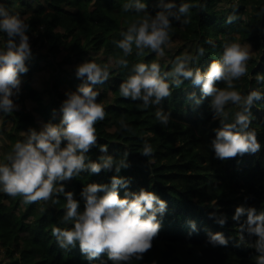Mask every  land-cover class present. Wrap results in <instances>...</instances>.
<instances>
[{
	"label": "trees",
	"instance_id": "obj_1",
	"mask_svg": "<svg viewBox=\"0 0 264 264\" xmlns=\"http://www.w3.org/2000/svg\"><path fill=\"white\" fill-rule=\"evenodd\" d=\"M222 1L173 0L177 5L189 3L198 7L190 9L188 24L172 20L170 38L176 35L194 44V54L200 58L194 69L201 72L206 71L213 60L220 59L224 43L237 38L250 42L259 59H249L247 74L242 77V83H234V90L241 95L258 90L264 96V82L256 80L258 74L264 75V0H237L227 9L218 7ZM127 2L33 0L29 3L28 0H0V4L7 6L9 14L20 16L31 12L23 19L30 25L27 33L30 44L48 49V53H39L36 58L32 55L25 62L28 71L21 74L25 75L23 91L10 98L20 102L31 99L36 103L34 110L44 124H59L61 104L66 99L59 87L67 83L70 89L75 90L78 79L69 78L67 74L56 77L53 88L57 91V98L47 103L31 84L32 73L38 68L37 59L43 54L50 58L62 47H66L67 51L61 64L85 60L91 51L102 50L106 55L100 62L90 60L99 65H106L107 57L111 56L113 64L109 65V80L99 84L101 90H95L99 92L96 102L103 106L107 115L103 121L96 123V145L85 155L89 161L97 163L101 156H111L117 163L126 159L129 166L121 168L119 173L115 169L101 170L98 174L85 170L63 183L65 192L73 193L74 199L79 202L78 210L82 212L84 201L80 193L87 184H110L113 176H119L130 180L128 191H152L166 202L163 216L158 217L161 228L152 248L143 260H133L131 264H202L205 260L218 264H255L257 253L252 245L256 237L245 232L244 240L239 239L238 226L246 220V216L242 215L238 221L232 217L238 206L264 211V98L252 106L249 125V130L256 133L260 151L220 160L215 158L210 147L215 137L214 129L220 127V123L213 118L209 107L211 97L201 98L199 87L194 89L195 98L189 100L186 93L183 94L189 81L184 80L180 88H172V95L165 98L160 106L148 109L140 108L139 101L121 97L119 84L131 74L133 65L158 63L162 73L169 71L165 63L157 61L156 53L145 49L143 55H137L134 45L132 54L125 57L128 66H115V61L123 56V52L114 41L122 39L121 33L126 32L129 24L137 18L135 13L122 10ZM141 2L146 4L150 15L154 16L161 10L159 0ZM231 15L236 20L226 22ZM200 48L205 50L203 56L198 54ZM216 86L226 87L223 81H217ZM108 89L109 94L106 95ZM197 99L200 100L198 104ZM230 105L228 109L225 106L227 122H233L235 112L239 110L237 106ZM158 107L171 115L167 126L161 125L155 118ZM4 115V121L10 119L12 122L7 135L14 140L17 139L15 131L36 129L31 111L21 108ZM121 119L130 126V132L120 129ZM25 139L24 135L19 137V141ZM145 142L153 148L151 157L140 154ZM65 144L66 141H62L61 147ZM101 145H107L106 152L100 151ZM56 187L59 188L58 184ZM117 191L123 198L125 189L118 188ZM52 199L58 203L53 204L49 200L47 204L39 201L25 204L21 197L13 198L0 192V240L9 247L22 237L20 264H101V261L111 264L106 255L86 260L78 242L67 251L57 246L51 234L52 228H70L71 225L61 223L66 204L64 194L54 193ZM17 208L20 213L15 212ZM212 212L226 216V223L220 226L214 218H210ZM189 221L195 222L196 231L191 230ZM21 232L25 233L21 235ZM208 232L222 233L228 239V245L211 246L207 242Z\"/></svg>",
	"mask_w": 264,
	"mask_h": 264
},
{
	"label": "clouds",
	"instance_id": "obj_2",
	"mask_svg": "<svg viewBox=\"0 0 264 264\" xmlns=\"http://www.w3.org/2000/svg\"><path fill=\"white\" fill-rule=\"evenodd\" d=\"M158 6L161 10L153 16L148 14L147 6L141 0H128L123 4L122 10L135 13L137 18L129 24L126 32L121 33L122 39L114 41L123 52V56L115 61V66H128L125 57L132 54L133 45L137 55H143L148 49L163 56L164 46L170 41L172 20L188 24L190 9L198 7L189 3L177 5L173 0H159ZM235 20L236 17L231 15L226 22ZM29 28L30 25L19 15L9 14L0 4V32L6 36L4 48L0 49V112L5 114L19 108L10 97L19 92L20 76L28 71L25 62L32 56L27 35ZM250 51L248 44L228 41L223 44L220 59L213 60L204 72L190 67L195 58L189 55L176 57L171 70L163 73L158 63H137L132 66L126 80L119 84V95L133 102L139 101L140 108L148 109L160 106L165 98L172 95L173 87L180 88L184 80H190L192 85L199 86L201 98L211 97L209 107L213 118L220 123V127L214 129L215 137L210 143L215 158L227 160L238 155L255 154L260 151L261 145L255 131L249 130L251 108L264 96L258 90L241 95L234 90L233 83L247 74ZM204 53L203 48L198 49L199 56ZM75 76L82 83L76 91L65 93L59 124L45 123L39 131L29 128L23 133L26 139L17 141L5 157L7 162L0 164V192L13 198L21 197L25 204L49 200L55 204L58 201L52 199L53 194L63 193L66 204L61 223L71 227H53L51 230L60 249L67 251L78 242L81 254L88 261L101 255H106L111 264L141 261L158 236L161 228L158 217H162L167 208L165 201L152 191L141 189L130 192L128 178L113 176L110 184L91 183L82 189L80 195L84 210L81 212L73 193L65 192L61 183L85 170L98 174L101 170L115 169L119 173L121 168L129 166L126 159L117 163L111 156H101L97 163L89 161L85 155L96 145V123L103 121L107 115L103 106L96 102L99 92L93 86L109 80V65L85 61L75 67ZM256 80L264 82V75L258 74ZM217 81H223L226 87L218 88ZM190 97L195 98V93H191ZM199 102L197 99L196 103ZM229 104L239 109L233 122H227L225 106ZM155 118L161 125L167 126L171 115L158 107ZM119 125L121 130L131 131L124 120L121 119ZM62 141H66L63 147ZM100 151L106 152L107 145H101ZM140 154L151 157L152 146L145 142ZM57 184L60 185L58 189ZM118 188L125 189L123 198L118 195ZM242 215L246 216V220L238 226L239 239L244 240L245 232L254 235L255 264H264V211L238 206L232 219L238 221ZM210 218H214L220 226L227 220L226 216L216 212L210 213ZM188 223L191 230L196 231L195 222ZM207 242L213 247L228 245V239L220 232H208ZM101 264L104 262L101 261Z\"/></svg>",
	"mask_w": 264,
	"mask_h": 264
},
{
	"label": "rangeland",
	"instance_id": "obj_3",
	"mask_svg": "<svg viewBox=\"0 0 264 264\" xmlns=\"http://www.w3.org/2000/svg\"><path fill=\"white\" fill-rule=\"evenodd\" d=\"M33 2V0H28V2ZM237 0H224L220 4H218V7H221L222 9H227L230 7L231 3H235ZM14 7H18V5H14ZM7 9V6H5ZM31 12L27 11L24 14L22 13L20 17L24 19L27 15H29ZM236 35V34H235ZM235 42H239L242 45H250V58L259 59V55L257 53V50L254 48V46L250 42L242 41L240 39L231 40ZM5 40L0 39V49L4 48ZM31 46V45H30ZM32 55L34 58L39 53H48V49L46 46H40V45H32ZM67 48L62 47L61 51H59L56 54H53L52 56L46 57L44 54L39 57L38 60V68L33 71L32 77H31V84L32 86L39 91L41 94L43 100L47 103H50L52 99L57 98V91L53 88V82L54 79L58 77L60 74H67L69 78H76L75 76V67L85 61H93L96 60L97 62H100L102 59L106 57V55L102 52V50L98 51H91L89 54H87V57L85 60H72L71 63H64L61 64V59L66 53ZM195 47L194 44L184 40L183 38L179 36H172L170 38V41L168 44L164 46V55L160 56L156 53L157 61L163 62L168 67V70L170 71L173 67V63L178 56L183 55H189L194 57V62L190 64V67L194 69V65L197 64V62L200 60V58L195 56L194 54ZM171 63V65H169ZM113 64V60L111 56L107 57L106 65ZM103 66V65H101ZM60 68V69H59ZM63 69V70H61ZM78 79V78H76ZM21 84L19 92L14 95L13 97L17 96L21 91H23V84L25 81V75L20 76ZM188 86L183 91V94L186 93L188 99H193L190 97V94L194 92L195 88H198L199 86H194L191 84L190 80ZM243 78L241 77L239 80H235L233 83H242ZM82 83L80 79H78V83L75 86H79ZM78 88V87H77ZM76 88V89H77ZM94 90L99 89L101 90L102 87L100 85H94ZM59 89L63 92H69V91H76L73 89H70V86L67 83H64L59 87ZM15 91V90H14ZM237 91V90H236ZM106 95L109 94V89L106 90ZM15 104L19 106L18 109H24L31 111L34 116V122H35V128L37 131H39L44 122L42 117L34 110L36 103L32 101L29 98L24 99L23 101H18V99L11 98ZM231 105H226V109H228ZM5 113L0 112V164L6 163L5 157L11 152L12 146L19 141V137L23 135L24 132H27L28 130H21L19 132L15 131L17 133V139H12L8 137L7 133L10 131L12 127V122L10 119H6L4 121V115ZM11 113H8V115ZM65 181L61 182L64 183ZM60 185L58 184V187ZM7 202V200H5ZM40 203H48L44 201H39ZM15 212L20 213V209H15ZM25 232H21V235ZM24 237V236H23ZM19 243V246H17ZM22 245V237L12 243L9 247L2 244V241L0 240V264H20L19 257H20V249ZM207 260L203 261L202 264H218L214 261L208 263ZM185 264H187L185 262Z\"/></svg>",
	"mask_w": 264,
	"mask_h": 264
},
{
	"label": "built area",
	"instance_id": "obj_4",
	"mask_svg": "<svg viewBox=\"0 0 264 264\" xmlns=\"http://www.w3.org/2000/svg\"><path fill=\"white\" fill-rule=\"evenodd\" d=\"M0 39L2 40H6V38H5V36H4V34L2 33V32H0ZM29 43H31V41L29 40ZM31 45V49H32V45L33 44H30Z\"/></svg>",
	"mask_w": 264,
	"mask_h": 264
}]
</instances>
